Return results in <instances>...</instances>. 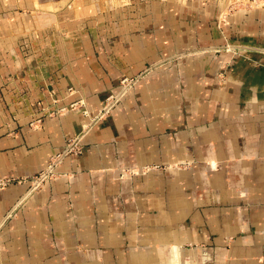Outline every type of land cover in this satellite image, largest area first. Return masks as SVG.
Instances as JSON below:
<instances>
[{
    "label": "crops",
    "instance_id": "0c3cea01",
    "mask_svg": "<svg viewBox=\"0 0 264 264\" xmlns=\"http://www.w3.org/2000/svg\"><path fill=\"white\" fill-rule=\"evenodd\" d=\"M228 5L0 0V264H264V10Z\"/></svg>",
    "mask_w": 264,
    "mask_h": 264
},
{
    "label": "built area",
    "instance_id": "2783aa9c",
    "mask_svg": "<svg viewBox=\"0 0 264 264\" xmlns=\"http://www.w3.org/2000/svg\"><path fill=\"white\" fill-rule=\"evenodd\" d=\"M137 78H123L120 82V90L117 94L110 95L106 101V106L103 109V112H106V108L110 105H113V107L120 101L122 96L129 91L137 82ZM110 111H107L109 113ZM97 119V118H96ZM98 121V119H97ZM90 128L88 127V130ZM81 143V137L74 138L69 141L66 149L54 156L51 159L50 164L48 167L40 172L38 175L32 177V186H31V192H35L49 179H52L56 175V169L61 163V161L68 155L77 153L79 151ZM7 181H0V186L6 185Z\"/></svg>",
    "mask_w": 264,
    "mask_h": 264
},
{
    "label": "rangeland",
    "instance_id": "374dc122",
    "mask_svg": "<svg viewBox=\"0 0 264 264\" xmlns=\"http://www.w3.org/2000/svg\"><path fill=\"white\" fill-rule=\"evenodd\" d=\"M227 1H228L229 5L227 7L226 12L223 14V16H225V17L229 13H233L236 11H242L244 13H249V12L255 11V10H264V0H227ZM89 125H91V126H89ZM87 126H89V128L91 129L92 123L89 122ZM85 133H87V132H85Z\"/></svg>",
    "mask_w": 264,
    "mask_h": 264
},
{
    "label": "bare ground",
    "instance_id": "6f19581e",
    "mask_svg": "<svg viewBox=\"0 0 264 264\" xmlns=\"http://www.w3.org/2000/svg\"><path fill=\"white\" fill-rule=\"evenodd\" d=\"M126 93H127V92H126ZM104 108H105V107H104ZM112 108H113V105L108 106V107L106 108V112H107V111H110ZM106 112H101V113H99V115H97L96 118L101 119V118L106 114ZM94 118H95V117H94ZM89 126H91V125H89ZM84 136H85V135L82 133L80 136H77L76 139L79 138V137H81V142H82Z\"/></svg>",
    "mask_w": 264,
    "mask_h": 264
}]
</instances>
